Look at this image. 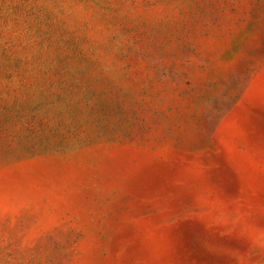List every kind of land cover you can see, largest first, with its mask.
Wrapping results in <instances>:
<instances>
[{"label":"rangeland","instance_id":"rangeland-1","mask_svg":"<svg viewBox=\"0 0 264 264\" xmlns=\"http://www.w3.org/2000/svg\"><path fill=\"white\" fill-rule=\"evenodd\" d=\"M0 264H264V0H0Z\"/></svg>","mask_w":264,"mask_h":264}]
</instances>
